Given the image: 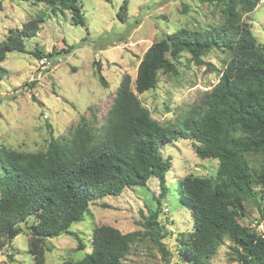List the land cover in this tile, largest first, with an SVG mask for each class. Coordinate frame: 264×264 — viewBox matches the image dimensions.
Wrapping results in <instances>:
<instances>
[{
	"label": "trees",
	"instance_id": "16d2710c",
	"mask_svg": "<svg viewBox=\"0 0 264 264\" xmlns=\"http://www.w3.org/2000/svg\"><path fill=\"white\" fill-rule=\"evenodd\" d=\"M22 1L46 4L53 13L70 12L73 24L87 25L82 0ZM199 1L224 3V21L205 29L184 28L154 43L139 65L134 84L130 75L122 78L101 127L94 129L82 117L70 138L52 140L46 151L1 149L0 253L23 233L21 225L34 219L28 226L29 250L36 264H45V241L71 234L72 225L83 221L93 202L118 197L128 188L146 187L152 178L159 180L160 198H166L172 158L164 157L162 147L173 139L187 138L195 143L198 157L218 159L219 167L215 178L189 176L181 181L183 198L194 219L193 233L182 240V254L191 264H208L229 238L240 249L238 264H264V235L239 222L246 216L244 200L257 201L255 186L264 194V46L241 16V12L255 11L262 0ZM126 14L125 3L118 16L123 20ZM48 18V11L40 12L0 43V92L8 74L3 67L8 53L44 58L40 50L29 52L26 42L38 35ZM215 49L230 54L219 83L170 126H162L136 92L155 89L160 71L174 73L173 60L182 53H189L201 66L204 54ZM96 74L107 88L99 67ZM251 153L263 156L259 171L247 160ZM262 201L257 205L264 220ZM158 214L155 211L146 217L143 227L152 231L153 241L167 258L161 229L155 226ZM135 237V233L124 234L109 225L97 226L92 252L78 262L63 264H123ZM78 241L81 248L82 241Z\"/></svg>",
	"mask_w": 264,
	"mask_h": 264
},
{
	"label": "rangeland",
	"instance_id": "374dc122",
	"mask_svg": "<svg viewBox=\"0 0 264 264\" xmlns=\"http://www.w3.org/2000/svg\"><path fill=\"white\" fill-rule=\"evenodd\" d=\"M1 1L4 10L0 12V43L11 30L21 29L42 11H48L50 18L41 25L38 35L26 42L29 52L40 50L47 61L13 51L3 63L8 74L0 92V152L4 147L19 152L46 151L52 140L70 138L82 117L98 129L122 78L128 74L134 84L139 65L154 43L184 28L218 25L225 17L224 3L203 4L199 0H82L80 6L87 20L84 27L73 24L70 12L53 13L43 3ZM125 3L127 14L122 20L118 15ZM241 16L259 45L264 46V0L255 11L241 12ZM229 56L215 49L204 54L205 64L198 66L184 52L173 60L174 73L159 72L155 89L138 94L134 85L133 90L152 117L168 127L219 83ZM97 67L108 82L107 88L99 81ZM194 144L182 138L163 145L164 157L172 158V168L166 176V198H160L159 180L152 178L146 187L128 188L118 197L93 202L83 221L72 225L71 234L45 241V264L82 260L92 252L93 233L101 225L115 227L124 234L135 233L123 264H191L181 252L183 238L194 231L181 181L189 176L215 178L219 167L218 159L198 157ZM247 160L254 171L263 166L261 154L251 153ZM254 189L257 201L263 203V190L260 186ZM257 201L250 197L244 200L246 216H241L239 222L264 235ZM155 211L159 212L155 226L161 229L160 240L169 253L167 258L153 241L152 231L143 227L145 218ZM33 222L30 219L21 225L23 233L0 253V264H36L29 250L28 226ZM78 239L82 241L81 248ZM238 251L236 244L226 238L208 264H238Z\"/></svg>",
	"mask_w": 264,
	"mask_h": 264
},
{
	"label": "built area",
	"instance_id": "2783aa9c",
	"mask_svg": "<svg viewBox=\"0 0 264 264\" xmlns=\"http://www.w3.org/2000/svg\"><path fill=\"white\" fill-rule=\"evenodd\" d=\"M42 61H43V62H44V61H47V59H46V58H44Z\"/></svg>",
	"mask_w": 264,
	"mask_h": 264
}]
</instances>
